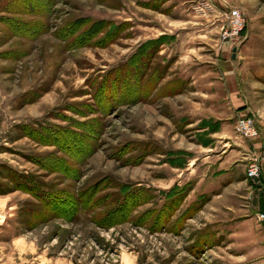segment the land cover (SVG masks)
<instances>
[{
    "label": "rangeland",
    "instance_id": "1",
    "mask_svg": "<svg viewBox=\"0 0 264 264\" xmlns=\"http://www.w3.org/2000/svg\"><path fill=\"white\" fill-rule=\"evenodd\" d=\"M148 1L0 0V264H264V0H185L171 15L159 0ZM203 1L217 13L199 14L195 8ZM232 7L242 11L246 27L238 37L223 40L222 13ZM101 25L105 29L89 43L77 40L86 29ZM163 35L172 38L155 55L156 47L148 42ZM233 46L238 52L229 70L248 84L260 136L238 135L237 120L249 113L238 105L228 75L221 80L227 90L215 88L217 96L227 93L216 109L226 118L227 133L251 147L238 168L243 173L257 162L260 178L253 182L245 177L244 184L204 212L207 204L175 224L190 206L202 205L201 197L195 198L204 188L199 184L194 191L196 182L205 184L218 165L217 156L207 158L210 148L200 145H209L214 132H201L204 121L192 125L201 117L204 97L195 92L201 84H190L189 78L216 66L202 64L200 52L212 57L215 50L230 52ZM136 57L131 69L129 62ZM122 68L121 80L127 83L130 77L155 78L164 70L166 78L150 102L119 106L120 100L98 90ZM173 78L186 82L183 92L167 87ZM106 100L114 104L107 112L100 108ZM183 117L186 124H180ZM64 128L87 140L93 138L92 128H99L95 153L80 164L57 146L42 143L48 131L56 141L58 129ZM217 136L213 154L221 156ZM174 152L182 154H170ZM177 156L183 167L171 165ZM56 158L77 172L76 179L60 171L65 166L54 164ZM18 182L42 191L54 187V194L76 198L96 186L95 199L102 205L81 208L88 200L83 198L75 220L58 218L30 193L15 189ZM121 185L148 189L153 198L129 217L110 216L116 197L110 195L119 194ZM174 186L191 191L167 227L142 223L143 213H159ZM117 217L122 221L105 225Z\"/></svg>",
    "mask_w": 264,
    "mask_h": 264
},
{
    "label": "trees",
    "instance_id": "2",
    "mask_svg": "<svg viewBox=\"0 0 264 264\" xmlns=\"http://www.w3.org/2000/svg\"><path fill=\"white\" fill-rule=\"evenodd\" d=\"M75 27L76 26H74V28L73 27L71 28L75 30ZM104 29L105 27L103 28L102 25L96 28L90 27L89 29H86V31L82 32L81 35L78 36L77 40L83 39L85 43H89L90 41H92V39L96 38V35L102 33ZM111 35H113V33H111ZM171 38L172 37L163 35L157 40L148 42V44L149 46L154 45L156 47V53H155L156 55L159 53L160 46L165 44V42ZM137 62H138V57H136L135 60L133 59L130 60L129 67H132L131 69L135 68ZM149 65L146 66L147 67L146 70H148V72L151 70ZM120 71L121 72L125 71V68H122L120 70L118 69L111 75H116ZM165 71L166 70L161 72L162 74L156 75L155 78H151L152 76L148 74L136 80L130 77V81L128 83L127 81L123 82V80H121L122 74L119 73V76H116L117 78H114L113 81H111L110 79L104 81V87H102L103 84L102 83L101 86L99 87L98 92H100V94L103 93V95L106 97L108 94L111 95L109 96V98L115 97L116 99L114 100V102L116 100H120L118 103H120L121 105L119 104V106L131 105L145 101L150 102L152 99V95H154L155 90L158 88L159 84H161L163 79L166 78ZM110 76H108V78ZM151 80L153 82H150ZM167 87H172L173 92H183L186 87V82L178 78H173V80L170 81V84H168ZM165 92L166 91L164 92L162 91V94H164ZM119 95H120V99H117ZM127 97H130L129 100L124 101L125 100L124 98ZM112 100L109 101L106 100L104 103L102 102V105L100 104L101 105L100 108L103 107L104 111L107 112L108 108H111V106L114 105L111 102ZM207 123H208L207 121H204L201 124V126H206ZM217 129L218 127L209 128V132H215ZM58 130L59 133H56L58 135V139L56 141L51 139L53 133H50L48 131L47 133L48 136L42 140V143H44L45 145L57 146L60 149V151L64 152L70 158H74V160H76L80 164L83 163L86 160V158H89V156L93 155L97 150V147L94 144L96 142L97 137L101 133L99 132L100 131L99 128H96L95 130L92 128V132L94 131L92 133L93 138H89L88 140L86 139V137L83 138V136H81L77 131L69 130L67 128L58 129ZM30 133L34 134L31 137L34 136L35 139H38L35 136L36 133L35 131H32ZM67 148L75 155H72L70 151H67ZM170 154L180 155L182 153L174 152ZM143 155L144 158L146 153ZM53 163L59 164L61 165V167L65 166L62 167L60 171L64 172V174L67 175L70 174L68 176L72 177L73 179H76L77 172L73 171L71 168L66 166L65 164L66 162L56 158L53 160ZM170 163L173 166H178V167L184 166V162L182 159H180L179 156H177L176 159H171ZM49 170L54 172L59 171L58 168H53V169L50 168ZM18 183L19 184L16 185L15 189L30 193L34 198L38 200V203L40 205H44L49 211L55 213L54 214L55 217L58 218L62 217L69 221L75 220V216H77L78 213L81 211L80 207L81 205H83L82 204L83 198L88 200L84 203V207L82 206L81 208L87 209L89 208V206H92V203L94 204V207L96 206L99 207L102 205L100 203L101 199L98 198L95 199V196L98 195L99 193L96 186L95 188L93 187L94 189L89 192L88 190L84 192H80L77 198L70 194L62 195L64 197L63 198L60 197L58 194L53 193L55 190L54 187H48V189L46 190L43 189L42 191V188H38L35 185L31 186L30 184H27L25 182L24 183L18 182ZM139 187L140 186L131 187L130 185H121L120 187L121 190L118 192L119 194L110 195V197L112 196L113 197L116 196V197H114L115 201L113 202L112 208L109 210V213L111 215L110 214L108 215L112 216L116 214L117 215L123 214L124 215L123 217H127V216L129 217V215L133 212V210H135L136 208H138L143 204L150 202L151 199L153 198L150 191L147 189L145 193L144 191L145 189ZM190 191L191 189H189L188 186H184V187L174 186L166 194V202L159 210V213H156L155 212L156 210H149L146 213H143L140 216L142 217V223L145 224L150 223V225L152 226L161 225L167 227L166 225L169 224L175 213L181 208L185 198L188 196ZM207 201H208L207 199L204 200L202 199V205L198 207H195V205L190 206L180 217V219H178L175 222V224H182L183 222L181 221L190 218L195 213V211L201 210ZM262 206H264V202ZM116 220L117 222L122 221V218L117 217L114 220H112V222H107L108 224L105 225H109V223L110 224L115 223Z\"/></svg>",
    "mask_w": 264,
    "mask_h": 264
},
{
    "label": "crops",
    "instance_id": "3",
    "mask_svg": "<svg viewBox=\"0 0 264 264\" xmlns=\"http://www.w3.org/2000/svg\"><path fill=\"white\" fill-rule=\"evenodd\" d=\"M158 1V0H157ZM148 2H153L155 3L156 0H149ZM159 3H161V8L163 9V12L165 14L171 15L175 14L176 11L180 10L181 5L185 4V0H159ZM243 10H245V7H241ZM248 47L247 44L243 46L244 49ZM234 49L238 48L232 47L230 52L225 51L224 49L222 50H215L213 53L212 57H209V54H204L203 52H200L198 56L202 58L201 63L206 65V64H214L216 65L211 66V69L208 73L207 71H202L201 74H196L192 75L191 80H188L190 84H201L200 89H197L195 87V92L196 94H199L203 96L204 98L201 100V107L200 109L202 110V113L200 114V118H195L194 122L192 125L198 126L199 123L202 121H207L208 123L206 126H201V132L205 130H209V128L212 127H218V129L211 134L212 141L209 143V145L205 146L203 143H200V145L204 148H210L208 151H211L212 154L208 155L207 158L211 157H218V165L216 167V170L212 171L210 176L208 177L207 182L204 184L203 179L200 180V183L196 182L194 191L197 192L198 186L200 184L201 186V192L196 196L195 200L197 197H201V199H207L208 201L205 203V208L203 209V212L207 209V206H209L211 203L216 201V199H219L220 197L224 196L227 191H229L231 188L235 187V185L239 184L241 185L242 183H245V177L246 175V170L241 172V170L238 168L240 163H243L247 158L249 157L250 154H247V151H250L251 147L250 145L246 144L244 141H241L239 138L235 136H230L227 133V122L226 118L223 116L220 117V114L223 113L218 109V106H220L222 101H225L227 99V93H223V95H216L214 94L215 88L220 87V90L222 89L227 90L224 86V84H227L226 82H222L221 80L223 79L222 76L228 75L227 80L230 82L231 78L233 79V83L236 85V92H237V100H238V105H240V108H242V111L248 112L249 114H255L254 108L252 106V103L250 101V94H247L249 90L248 89V84L245 81V79H239L237 78V75H235V71L229 70L231 66L234 65L235 58L234 56ZM239 51H242L239 50ZM230 55V58H229ZM240 55V54H238ZM206 59V60H203ZM211 59V61H210ZM206 63V64H205ZM218 63V65L216 64ZM230 63V64H229ZM223 66L227 67L228 69L226 71L223 70ZM217 70L219 72L218 75L217 72H214ZM229 70V71H228ZM233 75V76H232ZM186 80V79H184ZM219 80V81H218ZM232 87V84L230 85ZM229 86V87H230ZM230 87V88H231ZM226 92V91H225ZM226 95V96H225ZM225 96V97H224ZM224 104V103H223ZM217 106V109H216ZM193 119V118H190ZM188 119V120H190ZM186 117L180 118V124L185 123L186 124ZM192 121V120H190ZM190 125V126H192ZM219 135V140L220 143H222V155H216L213 154V151H215V148H213V144H215V138L213 136ZM228 163H232L229 165ZM239 163V164H238ZM235 164H238L235 166ZM233 165L235 167H233ZM178 183V182H177ZM178 184H181L180 182ZM238 187V186H237ZM241 187V186H240ZM239 189V188H238ZM193 191V192H194ZM229 209L230 211L232 210L228 207H225V209ZM261 210L264 212V206L261 207Z\"/></svg>",
    "mask_w": 264,
    "mask_h": 264
},
{
    "label": "built area",
    "instance_id": "4",
    "mask_svg": "<svg viewBox=\"0 0 264 264\" xmlns=\"http://www.w3.org/2000/svg\"><path fill=\"white\" fill-rule=\"evenodd\" d=\"M195 10L203 16L217 13L209 1L198 3ZM222 15H224V19L220 29V37L223 40L234 36L238 37L246 27V20L242 11L239 8L232 7L222 13ZM236 131L244 139H253L260 136V128L253 114H248L238 119ZM260 174V165L257 162L250 164L246 169V178L253 182L260 178Z\"/></svg>",
    "mask_w": 264,
    "mask_h": 264
},
{
    "label": "water",
    "instance_id": "5",
    "mask_svg": "<svg viewBox=\"0 0 264 264\" xmlns=\"http://www.w3.org/2000/svg\"><path fill=\"white\" fill-rule=\"evenodd\" d=\"M236 52V49H234V53ZM234 58H235V54H234V56H233Z\"/></svg>",
    "mask_w": 264,
    "mask_h": 264
}]
</instances>
